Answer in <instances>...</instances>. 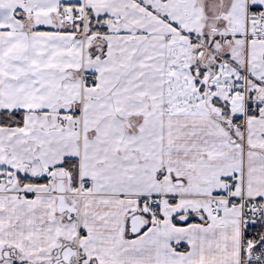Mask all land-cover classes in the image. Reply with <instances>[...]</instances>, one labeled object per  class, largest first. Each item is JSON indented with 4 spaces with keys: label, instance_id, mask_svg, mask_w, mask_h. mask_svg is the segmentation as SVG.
I'll list each match as a JSON object with an SVG mask.
<instances>
[{
    "label": "snow or ice",
    "instance_id": "1",
    "mask_svg": "<svg viewBox=\"0 0 264 264\" xmlns=\"http://www.w3.org/2000/svg\"><path fill=\"white\" fill-rule=\"evenodd\" d=\"M0 264H264V0H0Z\"/></svg>",
    "mask_w": 264,
    "mask_h": 264
}]
</instances>
